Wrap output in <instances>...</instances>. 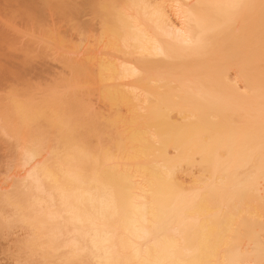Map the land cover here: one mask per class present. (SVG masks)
Masks as SVG:
<instances>
[{"label": "bare ground", "instance_id": "bare-ground-1", "mask_svg": "<svg viewBox=\"0 0 264 264\" xmlns=\"http://www.w3.org/2000/svg\"><path fill=\"white\" fill-rule=\"evenodd\" d=\"M78 3L0 0V22ZM116 3H87L96 44L58 36L68 89L13 90L28 66L0 58V264H264V0Z\"/></svg>", "mask_w": 264, "mask_h": 264}, {"label": "rangeland", "instance_id": "rangeland-1", "mask_svg": "<svg viewBox=\"0 0 264 264\" xmlns=\"http://www.w3.org/2000/svg\"><path fill=\"white\" fill-rule=\"evenodd\" d=\"M20 1V0H19ZM72 2H79L78 4H82V6L85 4V6H83V10H80L79 12L80 13H78L77 11H75V12H72V15H73V13H74V17L76 18V19H74V17L73 16H71V13H70V15H69V13H68V15L67 16H71V17H69V19H68V17L66 18V20H65V16H63V14L60 12L61 10L59 9V12L62 14H58V12L56 11V9H58V8H53L54 6H52V8H51V10H49V9H47V11H42V15L41 14H39L37 11H35V10H37V9H34V10H31L32 11V13H31V11L29 10V12H28V14H30V16L29 15H27V16H29V17H27L26 16V14H23L24 16H22V14H21V16H20V13L19 12H16V13H18V14H14V15H16L15 17L13 16V15H11L12 17H10V15L8 16H6V14L8 13H5L4 11H1V12H3V13H5L4 15H5V17H6V19H5V17H2L1 19H4V20H1V22H3V23H1L0 22V31H2V29L4 30V35H0V51H1V54L2 55H0L1 57V59L3 58V63L5 62V60H6V62H7V66H9L8 65V62L10 61H13V62H15V63H13V62H11V63H13V64H16V65H18V66H22V65H24L25 64V68L28 66V68H26V71H22L21 73L19 72V75L20 76H17V81L16 82H18V84L17 85H21L20 87L19 86H16L15 88H13V90H15V89H17L16 91H18L20 88H22L23 89V87L24 88H27V86H29V85H31V84H28V83H30V82H33V83H39V81H42V83L43 84H41L40 86H39V88H41V90H45L44 88H49L50 86H54V85H56V83H60L61 85H62V87H64L65 89H68L69 88V86H68V84L65 82V80H61V79H63V78H68V77H70L71 76V69H70V67H68L69 65H67L68 64V62H67V64H66V61H65V56L64 57H62L63 56V54H66V56H67V52H63V54H62V51H63V49H65L66 50V47H68L69 45H67V46H65L66 44H64V46H62L61 44L59 45V42H60V39L61 38H59L58 36H60V37H62V38H64V37H66L67 35L69 36V38H64L65 39V42H67V39H69L68 40V42L70 43V44H75V42L76 43H78L77 41H83V40H85L84 38H86L87 36H89V37H87V38H89L90 40H88L87 41V39L83 42V44H85V45H87L86 43L88 42V43H90V44H92L93 42H95V39H96V42H95V44L97 43V38L99 39L100 37H101V24H99L100 23V19H99V17L95 14V9L93 8H91L90 6H88L89 4H87L88 2H89V0H71ZM114 2H117L116 4H118V3H121L123 0H113ZM81 6V5H80ZM81 6V7H82ZM88 6V7H87ZM56 7V6H55ZM85 7V8H84ZM55 11H54V10ZM82 9V8H81ZM46 10V9H45ZM48 10H49V12H48ZM87 10V11H86ZM6 11V10H5ZM39 11H41V10H39ZM95 11V12H94ZM37 12V13H36ZM47 12V13H46ZM83 12V13H82ZM22 13V12H21ZM33 13H34V15H33ZM36 13V14H35ZM45 13V14H44ZM38 14H39V16H38ZM47 14V15H46ZM78 14V15H77ZM60 15V16H59ZM75 15H77V17L75 16ZM44 16V17H43ZM59 16V17H58ZM62 16H63V18H62ZM81 18V20H80V18ZM82 16V17H81ZM97 16V17H96ZM54 17V18H53ZM61 17V18H60ZM13 18H15L14 20H15V22H13L14 20H13ZM37 18H38V20H37ZM45 18V19H44ZM98 18V19H97ZM41 19V20H40ZM54 19H55V22H54ZM58 19V20H57ZM59 19H62V20H64V21H61V20H59ZM41 22H40V21ZM49 20V21H48ZM67 20H68V22H67ZM71 20V21H70ZM76 20V21H75ZM93 20V21H92ZM43 21H44V23H43ZM59 21V23H61V24H59L58 23V25L56 24V22H58ZM79 21H80V23H79ZM98 21V22H97ZM5 22V23H4ZM13 22V23H12ZM52 22H53V24L55 25L56 24V29H57V26L59 27L57 30H55L54 29V27L52 26ZM76 23V24H75ZM1 24L3 25L4 24V26H1ZM34 24V25H33ZM49 24V25H48ZM69 24V25H68ZM79 24V25H78ZM82 24V25H81ZM90 24V25H89ZM12 25V26H11ZM15 25V26H14ZM45 25V26H44ZM52 26V28L51 29H49L51 26ZM63 25H64V27H63ZM62 26V27H61ZM88 26V27H87ZM45 27V28H44ZM21 28V29H20ZM62 28H64V29H62ZM66 28V29H65ZM73 28V29H72ZM76 28V29H75ZM96 28V29H95ZM6 29V30H5ZM81 29V30H80ZM90 29V30H89ZM94 29V30H93ZM50 30V31H49ZM63 30V31H62ZM84 30V31H83ZM88 30V31H87ZM97 30V31H96ZM64 31H67V33H65ZM75 31V32H74ZM84 32L85 33V35L83 34V35H79L81 32ZM3 32V31H2ZM2 32H0V33H2ZM53 32V33H52ZM60 32V33H59ZM87 32L89 33V32H91V33H89V35L87 34ZM59 34V35H58ZM100 34V35H99ZM64 35H66V36H64ZM76 35V36H75ZM93 35V36H92ZM100 36V37H98V36ZM67 36V37H68ZM79 36V37H78ZM84 37V38H82V37ZM92 36V37H91ZM2 37H4L3 39H2ZM74 38V39H71V38ZM81 37V38H80ZM78 38H80V39H83V40H80V39H78ZM94 38V39H93ZM64 39H63V41H64ZM71 39V40H70ZM77 40V41H76ZM100 40V39H99ZM58 41V42H57ZM93 41V42H92ZM94 44V43H93ZM60 46H62V47H60ZM65 47V48H64ZM5 48H7V50L4 49ZM4 50V51H3ZM10 50V51H9ZM67 50H69L70 51V49H69V47H68V49ZM7 51V52H6ZM9 52V53H8ZM12 52V53H11ZM14 52V53H13ZM7 53V54H6ZM14 54V55H13ZM16 54V55H15ZM5 55V56H4ZM15 56H17V57H15ZM28 58H27V57ZM9 57H11L10 59H8ZM14 57V59H12ZM23 57V58H22ZM4 58H5V60H4ZM7 58V59H6ZM15 58H16V60H15ZM25 58V59H24ZM28 60H27V59ZM21 59V60H20ZM62 59V60H61ZM23 60V62H21ZM25 60H27L26 62H25ZM17 61V62H16ZM64 61H65V63H64ZM6 62H5V64H6ZM10 62H9V64H10ZM18 62H20V63H18ZM26 63H28L27 65H26ZM22 64V65H21ZM32 66V67H31ZM23 67V68H24ZM32 69H31V68ZM21 68V67H20ZM41 68V69H40ZM28 71V72H27ZM49 71V72H48ZM27 72V73H26ZM2 73V74H1ZM7 73V74H6ZM40 73H43L44 75V77L45 78H41L39 81L37 80L38 78H39V75H40ZM46 73V74H45ZM8 74H11V72L9 73L8 71H7V69L5 70L4 69V71H3V69L2 70H0V78H9V77H11L12 76V74L11 75H8ZM24 74H26V75H24ZM50 74V75H49ZM4 75V76H3ZM45 75H47V76H45ZM69 75V76H68ZM66 76V77H65ZM24 77V78H23ZM26 77V78H25ZM61 77V78H60ZM19 78H21V79H19ZM28 78V79H27ZM49 78V79H48ZM34 79V80H33ZM46 79V80H45ZM19 80H20V82H19ZM23 80H25V82L23 81ZM47 80H50V81H47ZM22 81V82H21ZM26 81H28V83L26 82ZM30 81V82H29ZM36 81V82H35ZM45 81V82H44ZM53 81V82H52ZM64 81V82H63ZM65 83V84H64ZM26 84V86H24ZM48 84V85H47ZM52 84V85H51ZM54 84V85H53ZM47 85V86H46ZM68 88H67V87ZM8 89H10V91H8ZM12 88H9V87H7V88H5V90L4 89H0V96H1V98L3 99V101H4V98H5V100H6V97H5V95L8 97V95L10 94V93H12V92H16V91H13V90H11ZM24 90V89H23ZM22 90V91H23ZM26 90V89H25ZM40 90V89H39ZM21 91V90H20ZM10 92V93H9ZM18 93H20V92H18ZM3 95H4V97H3ZM89 102H91L90 104H92V106H94V109L93 110H95L96 112L98 111H103V113L105 112V113H107L108 112V110H107V108H109L107 105H106V103L104 102V101H101V98L99 97V95H98V93L97 92H93L92 91V93H91V95H89ZM4 102H6V101H4ZM5 104V103H4ZM96 108V109H95ZM105 110H104V109ZM2 137L0 136V140L2 141L0 144V157L1 156H3V157H1V159L2 158H4V157H9L8 156V153H6V151L7 152H9L10 154H11V152L12 151H8L10 148V145H7V144H10V143H8L7 141H5L6 140V138H5V140L3 139H1ZM5 147V148H4ZM7 147V148H6ZM6 151H5V150ZM4 152V153H3ZM14 153V152H13ZM12 153V154H13ZM4 154V155H3ZM14 155V154H13ZM6 158H4V160H5ZM3 160V159H2ZM0 161L2 164H0V172H2L3 174L2 175H0V185H3V182H2V177L1 176H3L4 174H5V171H7L6 169V167L8 166L6 163H7V161ZM4 162H5V164L7 165V166H5L4 167ZM1 165H3L2 166V168H1ZM4 168V169H3ZM4 171V172H3ZM7 173V172H6ZM4 176H6V174L4 175ZM3 176V177H4ZM8 177V180H10L11 178L9 177V174H7V176H6V178ZM5 177H4V179H6ZM13 178V177H12ZM4 179H3V181H4ZM2 187H0V189H1ZM11 230H13V229H11ZM11 237L12 236H10L9 238H8V245L6 244V241L7 240H5V239H1L2 241H0V244H2V243H4L5 244V246H7L8 248L11 246L10 244V239H11ZM2 242V243H1ZM6 247V248H7ZM7 248V249H8ZM2 251H0V257L2 258L1 260V262H4V260H5V256H9V253L7 254L5 251H3L2 253H1ZM9 252V251H8ZM7 254V255H6ZM5 257V258H4ZM4 258V259H3ZM6 260L8 261L9 260V258L7 257L6 258ZM7 261H5V263L7 262ZM10 261V260H9Z\"/></svg>", "mask_w": 264, "mask_h": 264}]
</instances>
